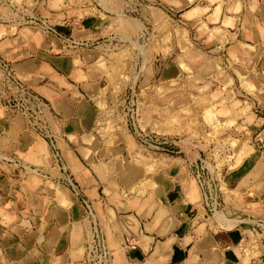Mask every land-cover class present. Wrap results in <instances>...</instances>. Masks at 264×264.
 <instances>
[{
  "label": "rangeland",
  "instance_id": "374dc122",
  "mask_svg": "<svg viewBox=\"0 0 264 264\" xmlns=\"http://www.w3.org/2000/svg\"><path fill=\"white\" fill-rule=\"evenodd\" d=\"M202 219L264 264V0H0V264H187Z\"/></svg>",
  "mask_w": 264,
  "mask_h": 264
},
{
  "label": "crops",
  "instance_id": "0c3cea01",
  "mask_svg": "<svg viewBox=\"0 0 264 264\" xmlns=\"http://www.w3.org/2000/svg\"><path fill=\"white\" fill-rule=\"evenodd\" d=\"M166 211H167V213H169L168 210H165V212ZM171 211L172 212H170V213L174 214V213H176L177 210H171ZM142 212H143V210H142ZM157 212H158V210L156 211V213ZM191 213H193L194 215L196 214L195 210H189L188 214L191 215ZM198 214H199V212H198ZM198 214H196V215H198ZM196 215H195V218H194L195 220L199 219L198 217H196ZM129 221H131V222L130 223H126V227L128 226L127 230L130 233H135L136 230H137L136 222L133 219H130ZM193 223L197 224L196 222L192 221V224ZM226 224H227V222L225 220H219L218 221V226H213V234L217 233L218 237L220 239H226V240H220L219 241V245L221 247L222 246L231 245L232 243H236V241H238V235L236 233L239 232V231L238 230H234V232L229 234V235H231L230 237L227 236V234L225 233L226 229H224L225 227L223 228V226L226 225ZM206 225H207V228H206ZM201 226H202V229H203V235L205 234V232H207L208 236H206V237L209 239L206 242H204L205 239L203 241V244H202V247H203L202 258L196 257V255H194V256H186L184 258V253L181 251V249H177L176 250V256L173 257V261H175L174 258H177L176 261L180 260V261H183V262H185L187 264H199L200 262H202L204 264H211V261H210L211 260L210 259V238H211L212 234L210 235V233H208V229H209V232H210L211 222L208 221L207 219H202V225ZM198 231L199 230L197 228L196 229V233H198ZM145 239H146L145 241L147 243L149 238L146 237ZM183 241H184V244H186L188 246H192V245L195 246V244H194L195 243V238L193 239V241L190 240L189 238H186ZM145 246H147V244ZM205 248H206V250H205ZM145 252H146V249L144 250V253ZM140 260H141L139 262L140 264H160L161 263L160 260H158V259L149 260V259H143V257H142V258H140Z\"/></svg>",
  "mask_w": 264,
  "mask_h": 264
}]
</instances>
